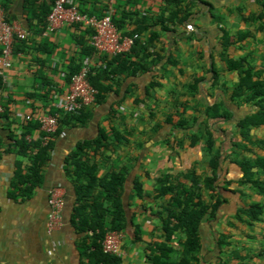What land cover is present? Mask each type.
Instances as JSON below:
<instances>
[{"label": "crops", "instance_id": "crops-1", "mask_svg": "<svg viewBox=\"0 0 264 264\" xmlns=\"http://www.w3.org/2000/svg\"><path fill=\"white\" fill-rule=\"evenodd\" d=\"M73 1L95 13H101L110 5V0ZM206 1L208 3L197 0L193 14L186 22L163 31L156 48H153L164 55L156 66L143 73L119 76L108 101L93 107L94 116L86 125L64 127L56 138L42 185L36 188L30 199L23 202L9 197V187L19 156L12 150L6 151L10 146L9 128L3 126V120L0 119V264H87L78 246L81 234L72 223L76 195L73 183L65 172V159L79 140L96 138L100 125L109 127L111 122L107 116L111 107L115 110L111 124L119 127L126 137L122 144L115 145L116 152L112 153V160L117 161L119 166L129 168L124 200L129 204L128 216L132 221L124 231L125 264H152L146 256V248L149 243L162 240L160 212L163 208L154 197L159 177L164 173H187L180 165L185 161L191 162V157L194 162L206 161L202 144L190 147L189 142H185L182 149L171 148L167 140L183 138L184 130L175 129L166 121L168 113L175 114L176 119H179V114L190 118L195 114H204L207 105L223 101L234 113V120L212 121L216 129V148L224 149L225 155H228L223 162L226 173L221 177L237 180L241 176L239 166L231 160V141L242 139L235 121L253 107L238 106L231 100L239 75L237 71L228 69L227 61L247 56L255 68L264 67V29L260 28L261 23L264 25V17L262 20L251 18L262 10V6L258 0ZM50 2L0 0L7 20L30 32L25 42L20 41L14 46L13 67L7 71L4 80L7 85L4 90L6 102L9 101L21 121L26 114L46 112L42 106L44 100L33 94L36 90L52 87L56 90L57 98L68 90L69 83L64 76L70 58L78 50L76 39L87 35L86 30L89 29L74 24L56 32L46 33L47 28L43 34L38 33L41 26L37 17V14H41L39 8ZM164 6L165 0L114 1L117 15L121 16L125 9L139 14L133 22L127 23L123 31L136 28L135 21L141 22L146 26L143 30L146 39L153 29H161L158 19L174 11L165 12ZM187 24H192L193 29H188ZM223 29L234 37L240 32L249 34L226 50L222 43ZM95 59L97 55L92 61L95 62ZM150 63L151 57L147 60V64ZM213 68L219 72L217 84H213ZM195 78L202 79L196 92L189 87ZM152 82L160 85L151 87ZM148 89L150 97H147ZM137 98L141 100L137 101ZM17 131L20 132V129ZM248 132L255 139L263 138L264 126L250 128ZM40 133V129H35L31 137L38 138ZM247 154L264 157V148L256 146ZM203 155L205 158H202ZM136 178L143 184V197L135 192ZM223 186L218 190L224 201L215 215H207L200 225L202 247L199 264H264V215L263 220L252 223L243 213L244 219L238 217L244 205H264V194L255 192L249 186ZM55 187L64 195L65 203L61 212V225L49 234V197ZM208 192L204 190L206 200L210 201ZM139 230L141 240L136 235ZM183 242L182 232L178 231L174 243L177 250ZM181 254V250L177 251L174 257L178 258Z\"/></svg>", "mask_w": 264, "mask_h": 264}, {"label": "trees", "instance_id": "trees-1", "mask_svg": "<svg viewBox=\"0 0 264 264\" xmlns=\"http://www.w3.org/2000/svg\"><path fill=\"white\" fill-rule=\"evenodd\" d=\"M199 1L208 3L206 0ZM258 1L262 10L251 18L262 20L264 17V0ZM196 2L197 0H165L163 11L167 12L171 9L174 11L169 16L162 15L158 19L157 23L161 29H153L147 39L143 36V30L146 29V26H143L141 22L136 23L135 21L136 28L123 31L129 21L133 22L135 16H139L138 13L125 9L119 16L115 12L113 21L123 31V34L140 33V37L136 39L131 50L116 55L100 54L91 41V36L95 30L89 28L86 30L87 35L76 39L78 50L70 58L64 76L65 81L71 82L72 77L80 71L85 58L89 57L93 60L97 55V59L93 62L89 80L98 90L96 104L106 103L109 93L118 83L119 76L149 71L152 66H156L164 58V55L154 51L153 48H156L163 31L173 29L176 24L188 20L193 14V7ZM54 3L55 0H51L50 4L44 3L39 8L41 14H37V17L41 25L38 29L40 34H43L48 28L47 17L52 11ZM81 9L83 8L81 7ZM107 10L108 8L100 14H105ZM144 18L146 19V17ZM216 18L219 19L217 16ZM79 26L84 25L79 24ZM260 28L264 29L262 23ZM223 32L222 43L226 50L234 43L242 41L249 34L248 32H240L234 37L226 29H223ZM20 41L25 42L26 39L17 40L15 46ZM15 51L16 47L14 48ZM150 57L151 63L149 65L147 60ZM227 62L228 69L237 71L239 75V80L232 91L231 100L238 106L251 105L253 107L250 112L235 121V126L242 139L231 141L233 148L231 160L239 166L242 174L237 180L221 177L226 173L223 162L225 158H228V155H225L224 149L216 148L217 137L214 124L218 121L234 120V113L223 101L207 105L204 114H195L190 118L179 114V119H176L175 114L168 113L166 121L172 124L173 128L184 130L183 138L167 140L171 148L173 150L184 148L186 140H188L190 147L202 144L206 155V171L209 173L197 174L192 169L180 175L164 173L159 177V185L154 197L161 202L163 208L160 212L162 240L151 242L146 248V256L152 264H199V253L202 247L200 225L207 215L214 216L217 208L224 201L218 190V188L224 187L223 184L249 186L255 192L264 194V157H254L247 154V152H252L256 146L264 148V137L255 139L248 132L250 128L264 126V67L255 68L250 64L247 56L228 59ZM213 72V84H217L219 72L215 68H213ZM201 80V78H195L194 81L190 82L191 90L198 91ZM158 85L160 84L152 82L150 86L156 87ZM6 87V82L0 75V90H6ZM33 94L44 100L42 106L46 112L58 116L59 126L55 133L41 132L38 138H32L33 131L40 129V123L33 119L21 121L17 113L12 110L9 101L5 103V111L0 114L3 126L9 128L10 146L6 151L12 150L19 156L9 187V197L19 202L30 199L36 188L42 185L46 167L52 158L56 138L61 135L64 127L86 125L94 116L92 107H83L74 112L58 109L56 107V90L52 87L46 86L43 90H36ZM150 96L151 92L148 89L147 97ZM140 100L137 98V101ZM36 114L38 113H32V115ZM114 115L115 110L111 107L107 116L111 123ZM111 123L109 127L100 125L96 138L79 140L65 159V172L73 183L76 195L72 223L78 233L81 234L78 239V246L82 258L87 261V264H125L123 257L103 250V241L107 231L119 230L124 232L131 220L128 216L129 204L124 200L129 168L125 165L119 166L117 161L112 160V153L116 152L115 145L122 144L126 137L119 127ZM17 129H20V132ZM156 129L157 127H155ZM45 138L48 140L45 141ZM1 150L0 145V153ZM135 185L136 194L143 197V184L139 178H136ZM204 190L209 191L210 201L206 200ZM242 213L250 219V223L261 221L264 215V205L260 203L244 205L238 214L240 219H244ZM178 231L182 232L184 238L183 245L179 250L174 245ZM139 234L140 230L136 232V235L137 239L141 240ZM180 250L182 254L175 258V254Z\"/></svg>", "mask_w": 264, "mask_h": 264}, {"label": "built area", "instance_id": "built-area-1", "mask_svg": "<svg viewBox=\"0 0 264 264\" xmlns=\"http://www.w3.org/2000/svg\"><path fill=\"white\" fill-rule=\"evenodd\" d=\"M114 1L110 0L106 13L100 14L88 9H81L73 0H55L54 7L47 17L48 31L46 33L56 32L68 25L82 24L95 30L91 36V41L100 54L116 55L128 52L136 39L140 37V33L135 32L132 35H126L116 26L113 21V15L115 14ZM187 28L193 29V25L187 24ZM29 36V31L7 20L4 9L0 7V75L3 80H6L7 71L13 67L15 42L27 39ZM92 66V59L89 57L85 58L80 71L72 77L68 90L64 95L57 98L56 107L58 109L74 112L83 107L93 108L96 106L98 90L89 80ZM5 103V91L0 90V114L5 111ZM24 118L38 121L41 125V132L48 134L55 133L59 126L58 116L48 112L36 115L26 114ZM47 140L45 138V141ZM64 203V195L60 189L58 187L53 188L49 197L50 212L47 222L49 234L61 225V212ZM123 239V231H107L103 241V250L123 257Z\"/></svg>", "mask_w": 264, "mask_h": 264}, {"label": "rangeland", "instance_id": "rangeland-1", "mask_svg": "<svg viewBox=\"0 0 264 264\" xmlns=\"http://www.w3.org/2000/svg\"><path fill=\"white\" fill-rule=\"evenodd\" d=\"M186 142H188V140H186ZM185 153V152H184ZM183 153V154H184ZM187 155V154H186ZM198 158V157H197ZM196 158V159H197ZM202 158H205V156L203 155L202 156ZM192 157L190 158V161L191 162H187V161H185L184 163H183V165H180V167H181V169L183 170V171H189V170H194L197 174H203V172H204V170H206L205 169V166H207V163H206V161H203V162H194L195 160L194 159H192ZM206 172V171H205ZM182 173V172H181Z\"/></svg>", "mask_w": 264, "mask_h": 264}]
</instances>
